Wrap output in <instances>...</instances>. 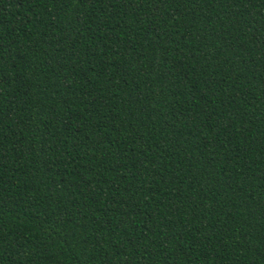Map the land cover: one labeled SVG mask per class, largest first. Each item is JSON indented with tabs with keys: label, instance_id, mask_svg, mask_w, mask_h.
<instances>
[{
	"label": "trees",
	"instance_id": "16d2710c",
	"mask_svg": "<svg viewBox=\"0 0 264 264\" xmlns=\"http://www.w3.org/2000/svg\"><path fill=\"white\" fill-rule=\"evenodd\" d=\"M0 264H264V0H0Z\"/></svg>",
	"mask_w": 264,
	"mask_h": 264
}]
</instances>
